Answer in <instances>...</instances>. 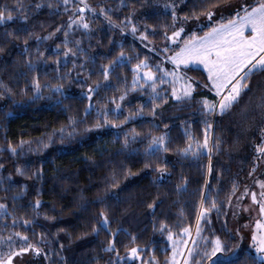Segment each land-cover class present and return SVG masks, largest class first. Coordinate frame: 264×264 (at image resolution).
Here are the masks:
<instances>
[{
  "label": "snow or ice",
  "instance_id": "1",
  "mask_svg": "<svg viewBox=\"0 0 264 264\" xmlns=\"http://www.w3.org/2000/svg\"><path fill=\"white\" fill-rule=\"evenodd\" d=\"M126 0H120V9L127 7ZM141 7L144 4L141 3ZM49 9L53 15H60V10L67 13V20L60 21L48 31L46 35L38 34L35 31L33 20L38 19L43 9ZM166 16H170V21L166 20L158 24L139 25L135 20L136 9L133 7L131 12L120 22H116L113 16L120 9L101 4L99 12L97 9L87 3V0H30L25 3L24 0H14L12 5L7 3L0 5V26L7 25L9 22L17 20L22 23L8 30L5 28L0 33V58L7 60L12 56V49L18 47L13 42L23 40V46L19 55L26 58L23 60L25 70L16 73V83L20 80L25 81L24 87L16 91L10 83L0 78V99H12L15 95L22 94L28 96L24 101L25 104L36 103L40 100L52 99L55 97V103L60 105L61 98H67L65 84L78 82L81 89L86 87V91L80 93V99H87L88 104L83 110V115L75 114L68 117V123L54 128L50 134L41 136L35 141H25L21 139L18 144L8 143L7 151L15 156H19L25 146L29 152L43 151L50 149L59 137L61 144L65 139H75L82 137L88 133L97 132L105 128H122L136 116L143 114L144 109L151 104L149 111L155 118L163 115L158 111L162 105H166L169 100L186 107L194 108L193 115L200 116L203 124V141L201 142L193 132L185 126L184 135L189 141L186 147L177 148L176 151L185 159L192 154L194 159L199 160L201 156L207 155L208 162L204 166V184L200 193V201L196 213V224L179 229V232H173L171 226L166 222H161L159 231L163 234L167 232V240L171 242V255L166 257L164 264H258V261H264V179H255V174L264 169V90L261 91L259 103L253 104V99L249 96L254 87V78L259 76L264 78V0H165L163 5ZM91 12L93 20L103 17L107 25L113 29L120 28L122 32L130 31L134 38L138 39L147 49V53L141 58L140 52L129 55L124 49V44H119L120 51L112 55L113 47H109L108 51L102 53V59L107 63L100 64L97 69L98 75L102 76V80H96L88 84L87 79H91L93 69L89 65H96V53H90L84 47V37L87 36L89 41L94 34L92 21H90L86 12ZM32 24L29 28L28 25ZM41 30L45 25L40 22ZM52 27V26H49ZM81 31L79 38L72 39L77 31ZM102 31L103 29H98ZM63 33V40L56 44L52 49L57 83L53 84L48 80L41 82V72L38 70L40 65L45 68L51 67L47 63L46 55L48 47L41 51V45L45 41L59 39L58 33ZM203 32V35L200 33ZM160 37L161 44L157 45L154 39L150 37ZM35 41V59H33L30 51V42ZM102 41H98L97 44ZM109 44L114 45V38L109 39ZM11 45V47H9ZM92 47L89 43V48ZM135 47V45H133ZM83 57V59H81ZM135 60V63L132 61ZM19 63V61H14ZM72 67L66 72H62V68H66L68 63ZM131 64V68L128 65ZM171 65L168 67L167 65ZM202 66L205 75L192 76L190 72H201ZM117 69H125L131 71L132 80L131 87L127 76L121 79V75ZM75 72V76H73ZM87 72V78L82 79V74ZM34 73L31 80L28 74ZM43 75L47 76L45 71ZM113 79L117 83L124 84V90L119 97H111L108 103H114L115 108L95 107L93 101L100 93L101 89L108 90L113 88ZM264 84V79L256 80L255 87L259 88ZM48 90V95L44 94V90ZM140 92L142 96H146L147 100L142 101L136 109H130L128 115H123V102L129 95V92ZM59 94V96H57ZM248 97V100H245ZM117 99L120 103H117ZM99 103V101H97ZM13 104L17 102L13 99ZM71 106L66 105L61 111H67ZM260 110L259 121L253 126L258 129L259 140L254 142L253 162L251 170L248 172L249 177L254 178V182L259 186L260 191H256L248 185H241L238 181L233 180L231 188L224 200L220 199V192L223 191V175L227 169L221 166L219 174L213 163V157L219 154L223 149V138L215 134V126L218 118L225 115H232L236 110L242 119L248 117V113L255 109ZM95 110L97 119L90 122L89 118ZM0 112H3L4 119H7L11 113L3 110L0 106ZM114 117V118H113ZM255 119V118H253ZM195 122V121H193ZM186 124V122H184ZM83 125V128L80 126ZM155 127H159L156 124ZM164 128L170 131V125L165 123ZM168 131L162 132L160 135H152L150 132L144 135V139H148V144L144 149L146 156H155L158 152H169L170 139ZM141 134L132 130L131 136L126 132L124 134L123 148L127 149L130 143L137 141ZM83 138V137H82ZM35 143L38 147L33 149L31 145ZM196 145L195 150L192 144ZM239 143V141H237ZM0 151L5 149L0 148ZM136 151V149H132ZM86 161H94L92 156L85 157ZM145 168H151V163H146ZM4 165L0 164V169ZM123 168V165H121ZM16 173L21 176H27L28 179L34 181L45 180L43 167L37 168L31 174L26 173L24 168L17 167ZM59 170H57L58 172ZM154 171L157 172L154 182H160L166 176H170L167 163L157 166ZM264 175V172L261 173ZM119 173L113 170V181ZM134 174L129 170L126 178ZM9 186H11L12 177L7 178ZM212 180H216L218 187L213 195ZM182 183L176 185L177 192L187 189L188 178L182 177ZM0 183H4V179L0 178ZM107 183V181H106ZM111 188L117 191L105 190L104 195H98L95 200L82 204V208H86L88 203H100L104 205V210L94 217L95 224L91 229L94 236H98L101 232H105L110 237L107 244L102 246V251L115 252L116 259L108 262V264H160L159 259L153 254L145 259L146 248H141L136 244L137 236L131 235L130 244L136 246L128 247L125 245L126 254L120 255L117 245L121 243L118 236L121 232L130 235L127 230L117 227L115 231L111 229L112 213L118 209H113L111 205L105 201L112 199L118 205L120 203L119 186L113 182ZM29 185L25 183L21 187V191L12 197L13 201L23 199ZM7 191V189H5ZM83 191V190H81ZM36 194L41 195L40 189L36 190ZM250 196L252 204L245 205L243 201ZM162 201L153 200L148 203L149 209L155 210ZM8 204L0 203V216H12L11 225H5L10 228L7 236L0 235V264H40L41 258L49 260L51 264V256L56 255L55 249H49L50 243L49 233L41 231L35 233L34 225L38 224V217L41 215L40 208L42 201L37 199L34 203L28 205H20L22 208L30 207L34 215L31 219L25 218L21 220L15 213L8 212ZM247 211L249 214L253 211L258 212V218L254 224L246 222L243 227H252V244L255 249L257 258H253L247 250L241 247L239 242L228 247V240H236L240 235V228L233 230L228 227L229 217H238L241 212ZM215 213V220L213 219ZM223 216V219H221ZM45 219L55 220V217H49L44 214ZM216 221H220V228L214 227ZM20 226L25 230L15 231ZM43 228V225H40ZM153 228L156 229V223L153 222ZM62 231V230H61ZM36 238L33 239L28 233ZM208 235H205V233ZM223 233V235L219 234ZM82 235H87L84 233ZM58 238V237H57ZM242 239V237H241ZM191 245V246H189ZM64 244H60V249H64ZM225 253L227 255L225 256ZM179 257V259H178ZM59 264V262H56Z\"/></svg>",
  "mask_w": 264,
  "mask_h": 264
},
{
  "label": "trees",
  "instance_id": "2",
  "mask_svg": "<svg viewBox=\"0 0 264 264\" xmlns=\"http://www.w3.org/2000/svg\"><path fill=\"white\" fill-rule=\"evenodd\" d=\"M14 0H0V5L5 3L12 5ZM27 4L30 0H24ZM87 3L92 5L99 12L101 4L120 9V0H87ZM127 7L120 9L113 16L114 21L120 22L128 15L132 8L136 9L135 20L139 25L158 24L166 20L170 21V16H166L163 5L150 4L147 0H126ZM141 3L144 7H141ZM60 15H53L52 11L45 8L39 14L38 19L33 20L35 31L38 34L46 35L60 21L67 20V13L60 10ZM87 18L92 21L94 34L90 41L87 36L84 37V47L90 53L95 52L97 58L96 65H89L93 69L91 79H87V83H93L96 80H102V76L98 75L97 69L100 64L107 63V60L102 59L101 54L108 51L109 47H113L112 55L120 51L119 44H124V49L129 55H134L137 51L140 52L141 58L147 53V49L143 48L140 41L134 38L130 31L122 32L120 28L113 29L107 25L103 17H98L93 20L91 12H86ZM40 22H43L45 27L41 30ZM22 22L17 20L9 22L7 25L0 26V33L6 29L11 30L19 26ZM32 24L28 27L31 28ZM52 26V27H49ZM98 29H103L102 31ZM203 35V32L200 33ZM59 39L45 41L41 45V51L48 47L46 55L47 63L51 65L45 68L44 65L39 66L41 72V82L45 80L51 83H57L54 78L56 76L54 54L52 49L56 44L63 40V33L57 34ZM82 35L81 31H77L72 39L79 38ZM114 38L115 44L110 45L109 39ZM154 39L157 45L161 44L160 37H150ZM98 41H102L97 44ZM18 47L12 49V56L7 60L0 58V78L11 84L17 92L24 87L25 81L20 80L16 83V73L20 70H25L23 60L26 58L19 55L20 49L23 46V40L13 42ZM89 43L92 47L89 48ZM135 45V47H133ZM11 47V45H9ZM35 41L30 42V51L33 59H35ZM2 56V54H0ZM83 59V57H81ZM14 61H19L15 63ZM136 61L133 60L132 63ZM171 67V65H167ZM72 67L69 62L66 68H62V72L68 71ZM131 68V64L128 65ZM47 71L48 75L43 73ZM121 75V79L126 75L131 87L132 73L125 69H117ZM205 75L202 68L201 72H190L189 75L197 76ZM34 73L28 74V79L31 80ZM75 76V72L72 74ZM82 79L87 78V72L82 74ZM264 79L259 76L254 78V87L249 96L253 99V104L259 103L261 91L264 90V84L259 88L255 87V81ZM65 84L67 98H61L62 103L57 105L55 97L52 99L40 100L36 103L25 104L24 101L28 96L18 94L12 99H0V106H3L4 111H8L11 115L4 119L3 112H0V148L5 151H0V164L4 165L0 169V178L4 179V183H0V203L8 204V212L15 213L21 220L31 219L34 213L30 207L22 208L20 205H28L39 199L42 201L40 208L41 215L38 217V224L34 225L35 233L45 231L49 233L48 244L49 249H55L56 255L51 256V264H108V262L116 259L115 252L102 251V246L106 245L109 236L105 232H101L98 236L91 233V229L95 224L94 217L99 218L97 214L104 210V205L100 203H88L86 208L81 205L86 202L95 200L98 195H104L106 188L109 191H117L116 188H111L110 185L115 182L118 184L120 203L117 205L112 199L105 203L112 206L113 209H118L112 213L113 219L111 229L116 230L121 227L130 235H125L121 232L118 239L121 241L117 245L120 255L126 254L125 245L133 247L138 244L141 248H146L145 259L153 254L159 259L160 264H164V260L169 256V247L167 240V232L161 233L159 225L161 222H166L171 226V230L179 232V229L191 224L195 225L196 213L200 201V193L204 184V166L207 165V155L201 156L199 160L194 159L192 154L185 159L176 151L177 148H184L189 141L184 135V128L187 126L193 134L201 142L203 141V124L201 123L198 114L193 115L194 108L186 107L169 100L166 105H162L158 110L163 113L162 117H153L149 108L151 104L144 109L140 116H136L122 128H105L97 132L88 133L76 137L75 139H65L61 144L59 137L56 138V143L47 150L29 152L25 146L23 152L19 156H15L8 152V143L18 144L21 139L35 141L41 136L50 134L54 128H59L63 124L68 123L70 115H83V110L88 104V100L80 99V93L86 91V87L81 89L78 82L68 84L67 81H62ZM113 88L108 90L101 89L93 103L95 107L115 108L114 103H108V100L115 96L119 97L124 90L123 83H117L115 79L112 81ZM44 94L48 95V90H44ZM59 96V94H57ZM13 99L17 102L13 104ZM147 97L142 96L140 92H129L128 97L123 102V119L124 115H128L130 109H136L142 101H146ZM248 100V97H245ZM99 101V103H97ZM117 103L120 101L117 99ZM66 105L71 107L67 111H61ZM236 110L232 115H225L218 118L215 126V134L223 138L222 151L214 155L213 163L216 167V172L219 174L221 166L227 171L223 175V191L220 192V199L224 200L228 194L233 180H236L242 185L248 177V172L251 170L253 162L254 142L259 140V132L253 125L259 121L260 110L257 108L248 113L246 119H242ZM114 118V117H113ZM255 118V119H253ZM97 119L96 112L93 110L90 122ZM195 121V122H193ZM186 122V124L184 123ZM170 125V131L164 128V124ZM159 124V127H155ZM83 128V125L80 126ZM141 135L137 141L130 143L127 149L123 148L124 134L127 132L130 136L132 130ZM168 131L170 151L158 152L155 156H146L144 149L148 144V139H144V135L151 133L152 135H160L162 132ZM239 141V143H237ZM33 149H37V145H31ZM193 150L196 145L192 144ZM136 149V151H132ZM92 156L93 161H86L85 157ZM146 163H151V168H145ZM167 163L170 176H166L160 182H154L157 172L154 169L157 166H162ZM123 165V168H121ZM17 167L24 168L26 173L31 174L37 168L43 167L45 180L34 181L28 179L27 176H21L16 173ZM57 170H59L57 172ZM113 170L119 175L113 181ZM131 170L134 174L126 178V173ZM11 175L12 183L9 186L8 177ZM182 177L188 178L187 189L177 192L176 185L181 184ZM107 181V183H106ZM27 183L29 188L23 199L13 201L12 197L21 191V187ZM212 193L216 192L218 183L212 180ZM7 189V191H5ZM40 189L41 195L36 194V190ZM83 190V191H81ZM153 200L162 201L158 204L155 210L147 207L148 203ZM49 217H55V220L45 219L44 214ZM215 220V213L212 214ZM223 219V216H221ZM156 223V229L153 228V222ZM12 216H0V235L7 236L10 228L5 225H11ZM43 225V228L40 227ZM214 227L220 228V221H216ZM25 229L17 226L15 231L23 232ZM62 230V231H61ZM87 233V235H82ZM33 239L36 237L32 232L28 233ZM223 235V233H219ZM131 235H136V244H130ZM58 237V238H57ZM227 240L230 248L235 240ZM64 244V249H60V244ZM246 250V249H245ZM248 254L253 258H257L252 252ZM227 254V253H225ZM43 264H50L49 260H43ZM138 264V262H136ZM258 264H264L258 261Z\"/></svg>",
  "mask_w": 264,
  "mask_h": 264
},
{
  "label": "rangeland",
  "instance_id": "3",
  "mask_svg": "<svg viewBox=\"0 0 264 264\" xmlns=\"http://www.w3.org/2000/svg\"><path fill=\"white\" fill-rule=\"evenodd\" d=\"M149 1V3L151 4H159V5H164L165 0H147ZM200 68H202V66H199ZM264 172V169H261L260 171H258L255 174V179H264V175H262L261 173ZM244 185H248L250 187H252L253 189H255L256 191H260L259 186L255 184L254 182V178L253 177H247V179L244 181V183L241 185V188H243ZM243 204L245 205H251L252 201H251V197L248 196L244 199ZM258 218V212L257 211H253L251 212V214H249V212L247 211H243L240 213V215L238 217H229V224L228 227L232 228L233 230H235L236 228H240V235L237 236L235 243L239 242L241 244V247L243 249H246L250 252H252L256 257H257V253L255 252V249L253 247H251L252 244V227H243V225L246 222H251V224H254L255 219ZM196 224V222H195ZM195 225L193 226V231H194ZM205 235H208V233L206 232ZM242 237V239H241ZM191 246V245H189ZM168 247H169V256L171 255V242L168 241ZM227 254H225L226 256ZM168 256V257H169ZM179 259V257H178ZM264 263V261H261ZM40 264H43V259L41 258V262ZM205 264H208V261L205 260Z\"/></svg>",
  "mask_w": 264,
  "mask_h": 264
}]
</instances>
